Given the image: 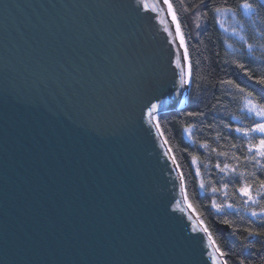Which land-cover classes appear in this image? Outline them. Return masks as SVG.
Wrapping results in <instances>:
<instances>
[{
    "label": "water",
    "instance_id": "obj_1",
    "mask_svg": "<svg viewBox=\"0 0 264 264\" xmlns=\"http://www.w3.org/2000/svg\"><path fill=\"white\" fill-rule=\"evenodd\" d=\"M177 54L160 0H0V264H226L147 115Z\"/></svg>",
    "mask_w": 264,
    "mask_h": 264
},
{
    "label": "trees",
    "instance_id": "obj_2",
    "mask_svg": "<svg viewBox=\"0 0 264 264\" xmlns=\"http://www.w3.org/2000/svg\"><path fill=\"white\" fill-rule=\"evenodd\" d=\"M247 2L252 4L248 16L241 12L245 0H203V4L201 0H169L184 36L192 79L183 107L157 114L159 129L182 175L185 196L224 253L226 264H264V236H249L247 231H264V214H260L264 159L257 157V165L251 159L255 153L248 150L249 143H258L260 136L245 137L235 131L257 123L245 111L244 100L264 105V0ZM216 7L236 13L242 39L224 34ZM190 112L203 115L189 116ZM217 164L221 168L228 164L236 171L222 172ZM245 184L252 185L251 195L259 203L239 191ZM216 205L223 207L218 210ZM253 211L258 215L252 216Z\"/></svg>",
    "mask_w": 264,
    "mask_h": 264
},
{
    "label": "snow or ice",
    "instance_id": "obj_3",
    "mask_svg": "<svg viewBox=\"0 0 264 264\" xmlns=\"http://www.w3.org/2000/svg\"><path fill=\"white\" fill-rule=\"evenodd\" d=\"M165 3L168 4V9L171 12L172 15V19L173 21H176V13L175 11H173V5L171 3L168 2V0H165ZM201 3L203 4V0H201ZM243 7L245 9H252V4L248 3L247 0H245V3L243 4ZM222 10H227V9H221L219 7L215 8L216 12H220ZM176 31H177V35L180 36V44L182 47H184V51H183V61L184 63L182 64L181 62V56L180 54H177V58H176V67L180 69V78H181V83L182 84H189L191 79H192V65L191 62L189 61V54H188V50L187 47L184 46L185 41H184V36L180 33V25L177 22L176 23ZM241 68H243V65H240ZM227 83H232L231 81H228ZM261 83H264V79L261 80ZM238 87V85H237ZM158 108V104L156 103H152L150 105V107H148V111H147V115L149 117H152L153 119H155V112ZM247 111L254 115L255 117H259L260 118V122L256 123L253 127L251 128H237L235 129L236 132H240L242 133L245 137H250L253 134H259L260 139L258 141V143H249L248 145V150L249 152H254L255 155H253L251 157L252 160L256 161L257 165H260V160L257 159V157L264 159V105H260V104H254L252 100H248L247 101V105H246ZM189 116H202L203 113H196V112H190L188 113ZM157 126L159 127V124L157 123ZM205 147L207 146L206 144L204 145ZM220 155H226L225 153H220ZM193 162L196 161V157L193 156ZM217 168H220V170L222 172H228V171H232L235 172L236 169L234 167L230 168V166L228 164H224V166L221 168L220 164L216 165ZM261 167H264V165H261ZM201 187H203V183H201ZM225 187H227V185H225ZM251 187L252 185L250 184H245L244 186H242L239 191L248 197L249 200H251L253 203H259V201H257L252 195H251ZM260 187L264 188V180L260 181ZM218 189H213V191H217ZM260 195V192H257V196ZM229 207H232V205H228ZM217 209L219 210L221 207H223L222 205H216ZM252 216H257L258 213L256 211H253ZM260 214H264V207H261L260 209ZM225 223H228V221H225ZM205 231L207 232V228H205ZM249 236H264V231L261 232H256L253 229L249 228L247 229ZM209 237L211 238V234H209ZM212 245L213 248L215 249L216 252H218L221 256L224 255L223 252H221L219 246L216 244V241L213 240L212 241ZM213 259H215L213 257Z\"/></svg>",
    "mask_w": 264,
    "mask_h": 264
},
{
    "label": "bare ground",
    "instance_id": "obj_4",
    "mask_svg": "<svg viewBox=\"0 0 264 264\" xmlns=\"http://www.w3.org/2000/svg\"><path fill=\"white\" fill-rule=\"evenodd\" d=\"M168 2H169V0H168ZM160 3H161V6L163 7V9H164V11H165L166 17H167V18L169 19V21H170L171 27H172V29L174 30V33H175V35H176V38H177V40H178V42H179V45H180V47H181V51H182V53H183V51H184V47L181 46V44H180V36L177 35V31H176V23L178 22V21H177V18H176V21H173V19H172V15H171V12H170L169 9H168V4L165 3V0H160ZM172 10H173V9H172ZM180 33H181V28H180ZM181 34H182V33H181ZM184 46H185V44H184ZM188 88H189V84H186V85H185L184 92H183V95H184V96H183V101L181 102V104L174 105L172 108H166V109H164V110L162 109L161 111H172V110H175V109H180V108H182L183 105L186 103V98H187V95H186V94H187ZM161 111L156 110V112H155V117H156V118L153 119V118L151 117V119H153L154 125H155V127H156V130H158V133H159V136H160V138H161V141H163V143H164V146H165L166 152H168V154H169V156H170V158H171V161H172V163L174 164V167H175V169H176V172H177V174L179 175V185H180L179 188H180V190H181V193H182L183 199H184V201H185L187 207L190 208V210H191V212H192L194 218H195L196 221L198 222L199 226L203 229V231H204V233H205V235H206V238L209 240V242H210V244H211V247L213 248L212 241H213L214 239H212V238L209 237V233H208V231H207V232L205 231V227H204V224H203L201 218L197 216V214L195 213L193 207H191L190 203L188 202V199H187V197L185 196V189H184V185H183V181H182V175H181L180 172H179V167H178L177 163H175V160H174L173 155H172V152L170 151V148H169V146H168V144H167V141H165L164 136H163L161 130H160L159 127L157 126V123H158L157 114H158V113H161ZM213 250H215V249L213 248ZM215 252H216V251H215ZM216 255H217V257L219 258L220 254H219L218 252H216ZM222 258H223V257H222ZM223 261H224V260H223ZM225 263H226V262H225Z\"/></svg>",
    "mask_w": 264,
    "mask_h": 264
},
{
    "label": "rangeland",
    "instance_id": "obj_5",
    "mask_svg": "<svg viewBox=\"0 0 264 264\" xmlns=\"http://www.w3.org/2000/svg\"><path fill=\"white\" fill-rule=\"evenodd\" d=\"M243 4L244 3L241 4L242 14L247 15V16L250 15L252 9H245L243 7ZM221 9H227V10L226 11L222 10V11L216 13L219 27H221L224 34H226L228 37L242 39L243 37H242V33H241V24L238 20V16L236 15V13H234V11H232L229 8L223 7ZM248 100L249 99L244 100V103H243L244 109L249 115H252L247 111V108H246ZM254 104H256V103H254ZM255 119L257 120V123L260 122L259 117H255ZM195 171L200 176V173L197 171L196 163H195Z\"/></svg>",
    "mask_w": 264,
    "mask_h": 264
}]
</instances>
